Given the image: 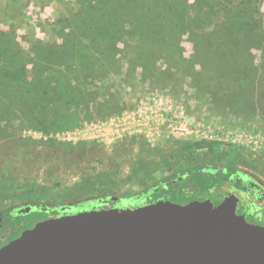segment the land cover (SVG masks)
I'll use <instances>...</instances> for the list:
<instances>
[{
    "label": "rangeland",
    "instance_id": "obj_1",
    "mask_svg": "<svg viewBox=\"0 0 264 264\" xmlns=\"http://www.w3.org/2000/svg\"><path fill=\"white\" fill-rule=\"evenodd\" d=\"M138 1L106 21L90 13L95 0H0V50L26 63L27 79L58 50L86 55L72 65L76 103L51 91L37 108L0 96V207L71 199L91 170L119 191L149 185L199 141L234 145V163L264 179V0ZM65 62L51 60L48 74L75 83ZM149 112L159 123L144 133Z\"/></svg>",
    "mask_w": 264,
    "mask_h": 264
},
{
    "label": "water",
    "instance_id": "obj_2",
    "mask_svg": "<svg viewBox=\"0 0 264 264\" xmlns=\"http://www.w3.org/2000/svg\"><path fill=\"white\" fill-rule=\"evenodd\" d=\"M0 264H264V218L233 194L66 213L24 227Z\"/></svg>",
    "mask_w": 264,
    "mask_h": 264
},
{
    "label": "flooded vegetation",
    "instance_id": "obj_3",
    "mask_svg": "<svg viewBox=\"0 0 264 264\" xmlns=\"http://www.w3.org/2000/svg\"><path fill=\"white\" fill-rule=\"evenodd\" d=\"M199 142L202 143L192 144L194 147L188 149L187 159L181 165L176 162L171 172L149 185L119 191L112 184L99 185L94 181V170H91L89 176L80 174L78 185L69 186L78 190L69 196L71 199L51 198L49 195L45 199H19L1 206L0 246L17 237L24 227L45 218L85 210L136 207L161 198H205L217 202L233 194L242 198L244 208L253 209L264 218V179L254 171L227 160L234 145L220 141ZM95 171L97 173L98 168ZM165 177L167 179L162 180Z\"/></svg>",
    "mask_w": 264,
    "mask_h": 264
},
{
    "label": "trees",
    "instance_id": "obj_4",
    "mask_svg": "<svg viewBox=\"0 0 264 264\" xmlns=\"http://www.w3.org/2000/svg\"><path fill=\"white\" fill-rule=\"evenodd\" d=\"M89 3L94 2V0H88ZM102 1H105V6H100ZM124 1H127V3L134 4L136 6L141 7L142 3L141 1H134V2H128V0H95L93 4H91V7H93V11L90 12L94 15H99L101 19H105L106 21H109L108 17H111L115 14L114 10L118 7V5H121L124 3ZM97 4V5H96ZM110 4V5H109ZM109 5V6H108ZM108 6V8H107ZM143 9V8H141ZM116 15V14H115ZM100 19L99 23V29H103L107 26L105 22H103ZM98 26H95V28L89 29V35L93 36L92 34L97 30ZM104 27V28H103ZM86 31V30H85ZM84 31V32H85ZM83 33V32H82ZM84 37L85 34L83 33ZM88 35V36H89ZM89 38V37H87ZM45 54L46 50H43ZM66 50H58L57 54L53 57V59L46 57L43 62H38L35 67H37L38 70L35 69L36 74H34L31 79H27L26 73H25V62H19V64L16 63L15 57L13 54H11V51L9 50H0V96L4 97L7 94L14 95L15 98L23 102L24 104L29 106V99L32 100V105L34 108L38 107V103L41 101H44L46 104H51V102H47L46 98L48 97V92H56V95L59 97V100L62 102H65V104L75 102V97L73 95V92L71 91L72 88H78L81 90V87L76 82V79L79 80V77L81 73L78 70V67H72V65L75 62H79V66H81L82 59L86 55H80L77 57L79 50H67L69 51V54L66 55V59H63V55H65ZM55 61L56 63H70L69 68L75 75V83L70 81V79L65 78L63 76L54 77L53 79L50 78V74H48V71L50 70V62L51 60ZM58 59V61L56 60ZM91 60L88 61V63L85 65V67H88V64H93L94 60L96 59L95 56H92L90 58ZM11 64L17 65L18 68L16 70H13L12 72H9L7 70L8 62ZM5 62V63H4ZM4 63V64H3ZM10 67V66H9ZM38 71V72H37ZM5 75H10L12 79L7 80ZM71 83V84H70ZM79 92V91H78ZM76 92V94L78 93ZM33 95V96H32ZM77 97V96H76ZM45 99V100H43ZM28 101V102H27ZM45 107V106H44ZM202 142H195V144H201ZM236 148L233 147L229 150L227 160L234 163L237 157V152L235 151ZM167 177L163 178L162 180H166ZM176 200H185V198L182 197H176L174 198Z\"/></svg>",
    "mask_w": 264,
    "mask_h": 264
},
{
    "label": "built area",
    "instance_id": "obj_5",
    "mask_svg": "<svg viewBox=\"0 0 264 264\" xmlns=\"http://www.w3.org/2000/svg\"><path fill=\"white\" fill-rule=\"evenodd\" d=\"M155 112L151 113L149 112L148 114H140V119H141V129L142 132L146 133L149 132L150 130L156 128L158 125L157 123H159L156 118H155Z\"/></svg>",
    "mask_w": 264,
    "mask_h": 264
}]
</instances>
